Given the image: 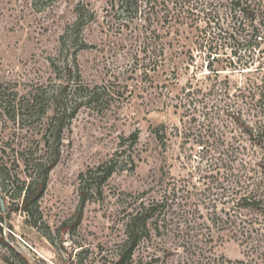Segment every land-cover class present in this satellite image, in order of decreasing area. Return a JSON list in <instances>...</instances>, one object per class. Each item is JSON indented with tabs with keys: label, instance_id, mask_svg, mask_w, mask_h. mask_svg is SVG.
<instances>
[{
	"label": "rangeland",
	"instance_id": "obj_1",
	"mask_svg": "<svg viewBox=\"0 0 264 264\" xmlns=\"http://www.w3.org/2000/svg\"><path fill=\"white\" fill-rule=\"evenodd\" d=\"M111 1L0 0V264H26L21 254L33 264H118L136 203L165 195L163 226L138 260L264 264V217L235 212L226 196L252 152L237 96L256 69L227 56L207 67L202 20L174 22L165 10L149 20L144 3L136 15ZM78 5L96 17L75 32ZM62 90V104H83L55 120ZM60 121L58 161L28 213L23 187L33 163L55 153ZM108 162L116 170L102 182Z\"/></svg>",
	"mask_w": 264,
	"mask_h": 264
},
{
	"label": "trees",
	"instance_id": "obj_2",
	"mask_svg": "<svg viewBox=\"0 0 264 264\" xmlns=\"http://www.w3.org/2000/svg\"><path fill=\"white\" fill-rule=\"evenodd\" d=\"M142 3L145 4L143 12L149 20H152L153 16L156 19L162 18L163 15H160V12L165 10L166 18L174 22L188 18L204 21V25H201L202 34L199 37V45L202 50H205L207 67L212 71H216L215 62L223 61L225 56L243 71L256 69V73H247L246 85L239 87L241 95L237 96L245 102L248 115L245 118L239 117V121L244 126L243 131L249 137L252 152L244 164L245 171L241 176L236 174L232 193L226 196H229L228 202L233 203L232 209L235 212L242 208L249 209L257 212L260 217H264V50L263 47L260 48L264 41V0H112L110 4L112 9H122L137 15L142 10ZM76 11L75 32L79 31L84 23L96 17L95 11L83 10L80 5L77 6ZM156 31L155 29L154 32ZM87 45L88 43L84 41L83 46ZM261 53L263 55H260ZM258 60L259 64L253 66ZM75 64L77 65L76 62ZM62 92L63 90L55 97L57 104L54 110L55 120L61 119L60 114H65L68 110L71 115H74L83 104V101L79 99H75L74 104L69 107L66 103L62 104ZM97 95L98 92H95L92 96ZM35 98L37 96H33L32 101L36 102ZM63 128L62 121L57 123L54 133L57 142L55 153L48 158H39L33 163L31 180L23 187L20 206L28 213H31L32 207L43 196L47 187L48 174L58 161ZM159 130L160 128L155 129L156 135L162 138ZM132 136L135 144L140 139L139 131L134 132ZM98 169L101 172L102 182H106L115 172L116 164L108 162L100 165ZM92 172L89 171L90 174ZM81 176H85V173ZM3 197L6 199L5 195ZM168 201V196L165 195L152 197L149 200L142 198L136 203L134 213L125 224L127 235L119 249L118 264H152L151 260H138L136 251L143 240H152L154 235L159 234L164 222L161 216L169 204ZM4 211L0 203V220L4 219ZM227 221L233 229L237 228L236 218H228ZM0 239H3L1 230ZM21 256L26 264H33L29 257L22 254Z\"/></svg>",
	"mask_w": 264,
	"mask_h": 264
},
{
	"label": "water",
	"instance_id": "obj_3",
	"mask_svg": "<svg viewBox=\"0 0 264 264\" xmlns=\"http://www.w3.org/2000/svg\"><path fill=\"white\" fill-rule=\"evenodd\" d=\"M0 203H1L2 208L5 209L4 208V200H3L2 196H1V193H0Z\"/></svg>",
	"mask_w": 264,
	"mask_h": 264
}]
</instances>
